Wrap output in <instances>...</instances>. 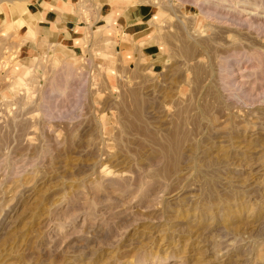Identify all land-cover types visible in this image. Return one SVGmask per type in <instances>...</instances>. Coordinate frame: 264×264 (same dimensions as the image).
<instances>
[{
	"label": "rangeland",
	"instance_id": "1",
	"mask_svg": "<svg viewBox=\"0 0 264 264\" xmlns=\"http://www.w3.org/2000/svg\"><path fill=\"white\" fill-rule=\"evenodd\" d=\"M153 2L162 66L100 27L21 72L0 5V264H264V0Z\"/></svg>",
	"mask_w": 264,
	"mask_h": 264
},
{
	"label": "crops",
	"instance_id": "2",
	"mask_svg": "<svg viewBox=\"0 0 264 264\" xmlns=\"http://www.w3.org/2000/svg\"><path fill=\"white\" fill-rule=\"evenodd\" d=\"M0 5L8 9L11 18H24L35 32L32 37L23 33L25 28L20 32L25 42L18 60L19 72L27 65L24 60L44 50L81 51L88 29L100 27L103 38L130 57V63L143 56L155 67L163 65L165 48L160 43L159 25L164 11L153 0H27L23 14ZM2 16L0 13V20Z\"/></svg>",
	"mask_w": 264,
	"mask_h": 264
},
{
	"label": "bare ground",
	"instance_id": "3",
	"mask_svg": "<svg viewBox=\"0 0 264 264\" xmlns=\"http://www.w3.org/2000/svg\"><path fill=\"white\" fill-rule=\"evenodd\" d=\"M259 1V0H258ZM216 2V1H215ZM237 3V2H236ZM237 6V4H235V7ZM40 14V13H39ZM32 15V14H31ZM37 16V15H36ZM35 21H36V19H35ZM46 21V20H45ZM257 23V22H256ZM259 23V22H258ZM21 24H23V26L24 27H26L27 29H29L31 32H34V30H33V28L28 24V22L24 19V18H21ZM259 29V28H258ZM35 33V32H34ZM227 64V63H226ZM71 64L70 63H67L66 64V68H69V66H70ZM62 67H64V66H62ZM61 68V67H60ZM59 68V69H60ZM65 69V68H64ZM63 69V70H64ZM60 70H62V69H60ZM75 71V70H74ZM59 73V71L57 70V72H56V76H57V74ZM62 73V72H61ZM72 74H74L73 72H71ZM70 74V73H69ZM59 75V74H58ZM55 76V75H54ZM54 78V77H53ZM64 78V77H63ZM55 79V78H54ZM54 79H53V82H54ZM52 80V79H51ZM51 82V81H50ZM58 85V84H57ZM50 87H51V85H50ZM54 88V83H53V86H52V89Z\"/></svg>",
	"mask_w": 264,
	"mask_h": 264
}]
</instances>
